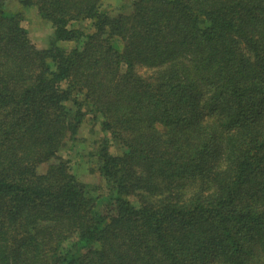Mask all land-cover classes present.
Instances as JSON below:
<instances>
[{
    "label": "trees",
    "instance_id": "obj_1",
    "mask_svg": "<svg viewBox=\"0 0 264 264\" xmlns=\"http://www.w3.org/2000/svg\"><path fill=\"white\" fill-rule=\"evenodd\" d=\"M7 1L0 264H264V0H15L43 48ZM87 115L96 187L57 155Z\"/></svg>",
    "mask_w": 264,
    "mask_h": 264
},
{
    "label": "rangeland",
    "instance_id": "obj_2",
    "mask_svg": "<svg viewBox=\"0 0 264 264\" xmlns=\"http://www.w3.org/2000/svg\"><path fill=\"white\" fill-rule=\"evenodd\" d=\"M132 0H103L102 9L110 14L128 13L131 10ZM7 5L11 9H21L22 21L21 25L26 29L30 42L37 48H43L46 45L47 37L51 33L50 24L42 19L38 13L36 6L18 7L15 0L7 1ZM67 48L71 43L64 44ZM140 73L145 72L144 68L139 69ZM99 125L97 119H93L91 115H87L80 124L77 134L74 137H66L62 147L58 152V157L66 159L70 167L75 171L77 177L93 187L100 184V178L94 172L92 165V155L94 150V141L100 139Z\"/></svg>",
    "mask_w": 264,
    "mask_h": 264
}]
</instances>
